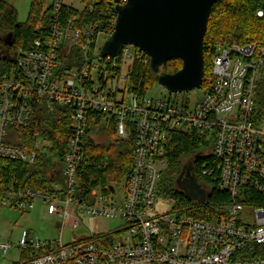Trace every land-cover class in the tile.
Returning a JSON list of instances; mask_svg holds the SVG:
<instances>
[{
  "label": "built area",
  "instance_id": "1",
  "mask_svg": "<svg viewBox=\"0 0 264 264\" xmlns=\"http://www.w3.org/2000/svg\"><path fill=\"white\" fill-rule=\"evenodd\" d=\"M61 4L62 0L51 1L48 21L37 25L33 44L11 55L15 67L0 73L1 159L33 164L51 145L41 138L23 143L22 134L34 113L43 103L48 108L72 107L62 180L53 179L50 191L17 183L0 188L2 206L27 212L36 201L44 203L57 220L59 237L39 239L24 231L17 244L0 242V251H20V259L12 264H264V119L255 113L264 38L219 45L211 57L206 92L194 105L153 99L129 92L123 71L119 78L114 71L109 77L104 71L90 78L93 82L87 86L89 71L97 68L94 63L92 69L84 66L58 75L61 51L81 46V38L85 48L92 34V25L63 24ZM257 15L263 16V10ZM121 53L123 64L133 56L129 45ZM113 58H100L98 68ZM144 61L149 63L147 55ZM89 110L112 118L120 139L133 137L132 164L121 196L116 195V186L88 190L78 180ZM187 129L212 137V161L201 168L203 179L191 170L205 200L189 199L184 205L162 192L160 180L167 166L169 135ZM213 182L227 194L224 202H209ZM199 207L213 219L196 217ZM82 216L90 219L89 234L63 242L62 233L79 227ZM96 219L120 223L104 230L96 228Z\"/></svg>",
  "mask_w": 264,
  "mask_h": 264
},
{
  "label": "trees",
  "instance_id": "2",
  "mask_svg": "<svg viewBox=\"0 0 264 264\" xmlns=\"http://www.w3.org/2000/svg\"><path fill=\"white\" fill-rule=\"evenodd\" d=\"M49 1L52 0H30L27 19L25 22H20L17 10L5 0H0V47L9 52L5 56L0 52V73L9 72L15 67L11 55L15 56L19 48L27 50L33 44L37 36V25L46 24L48 21L51 8ZM114 5L113 0H62L61 22L72 27L92 25V34L85 48H82L84 38H81V46L73 45L69 51H61L57 72L59 76L74 68L80 70L88 66L92 69L93 59L98 57L96 37L99 34L107 37L113 30L112 22L116 17ZM260 9L263 10L261 17L257 15ZM69 20L71 23L68 24ZM8 32H12L14 38L11 47L2 42V36ZM263 38L264 0H217L212 5L203 38L204 76L201 84L207 86L210 82L211 57L216 53L219 45L259 42ZM145 58L146 55L142 51L134 50L125 72L129 92L139 96H146L147 86L156 77V73L150 70L149 63L144 61ZM113 61L116 62L115 66L112 64ZM122 67L121 53L111 59L105 68L97 66L96 76L107 71L109 77L114 71L116 77L119 78ZM180 67L181 60L173 58L165 62L161 70L173 73ZM209 68L210 73L208 74ZM90 78L92 74L89 71L87 86L93 82ZM71 112L72 107L65 104H55L48 108L43 103L37 109L22 134L23 143L31 144L36 138H41L49 141L51 145L33 164L0 158V188L17 183L21 187L34 186L40 190L50 191L49 184L53 179H59L62 171L61 160L66 152L70 136ZM255 113L256 117L264 119V66L255 95ZM87 117L83 157L78 165V180L88 190L94 187L106 189L109 186H118L123 180L125 181L132 164L133 137L126 140L117 137L113 119L102 112L89 110ZM92 134L98 135L101 141H94ZM211 142L212 137L195 130H173L171 132L165 152L167 166L160 180V186L165 195L177 199L180 204H190V200L177 188L176 179L180 175L183 159L187 156H190L192 173L199 180L203 179L199 176L201 168L207 161H212L209 153ZM226 199L227 194L217 190L213 182L209 202L216 204ZM205 211L204 207H199L196 217L212 220L213 217L205 215Z\"/></svg>",
  "mask_w": 264,
  "mask_h": 264
},
{
  "label": "water",
  "instance_id": "3",
  "mask_svg": "<svg viewBox=\"0 0 264 264\" xmlns=\"http://www.w3.org/2000/svg\"><path fill=\"white\" fill-rule=\"evenodd\" d=\"M120 1L113 0L114 27L99 46L98 57H117L124 46L132 45L148 56L150 70L168 91L188 92L199 87L204 76L203 38L217 0ZM2 42L11 47L12 32L4 34ZM173 58L181 60V67L173 73L162 71L161 66ZM176 184L188 199L205 200L203 189L190 174L179 175Z\"/></svg>",
  "mask_w": 264,
  "mask_h": 264
},
{
  "label": "rangeland",
  "instance_id": "4",
  "mask_svg": "<svg viewBox=\"0 0 264 264\" xmlns=\"http://www.w3.org/2000/svg\"><path fill=\"white\" fill-rule=\"evenodd\" d=\"M11 6H13L18 13V19L20 22H25L28 16L30 8V0H5ZM51 1H49L50 3ZM105 37L100 35L97 40L98 46H100ZM131 51L136 50L135 46L129 45ZM98 55V53H97ZM131 59H125L123 64V73L127 71V66L129 65ZM208 62L209 59H208ZM93 63L97 66L102 65V60L99 57L93 59ZM210 73V68L208 69V74ZM97 75L96 69H92V77L95 78ZM208 77V75H207ZM70 79V76H67ZM122 83H119V87ZM206 86L200 85L199 87L188 91V92H177L172 93L168 91L165 87L157 82L156 77L151 81V83L146 88V96L153 99H168L175 102H185L189 105H194L199 102L206 92ZM119 97V96H118ZM92 138L96 142H100L101 138L98 135H93ZM190 162V156L183 159V163ZM182 163V164H183ZM62 165V164H61ZM59 181L62 180L61 175L58 177ZM124 180L116 186V195L121 196L123 193ZM88 217H81V224L73 232L64 231L62 233L63 242H69L71 240L78 239L81 235H88L89 228ZM120 220L118 219H104L94 221L96 228H101L104 230L112 229L115 227ZM24 231H31L34 236L39 239H57L59 237V229L57 227V220L52 217L48 212L46 205L41 201H36L35 206L32 210L27 212H22L9 205H0V242H9L12 244H17L20 240L22 233ZM20 259V251L17 249H11L8 253L3 254L0 251V264H12Z\"/></svg>",
  "mask_w": 264,
  "mask_h": 264
},
{
  "label": "flooded vegetation",
  "instance_id": "5",
  "mask_svg": "<svg viewBox=\"0 0 264 264\" xmlns=\"http://www.w3.org/2000/svg\"><path fill=\"white\" fill-rule=\"evenodd\" d=\"M0 52H1V55H3V56H5L7 53H9V52H7V50L5 48H1V47H0ZM191 169H192L191 168V162H188V163L184 162L182 164L180 175L183 178V177H185V175L190 174L192 180L194 179L197 181L196 177L191 173ZM176 185H177V188H179L181 191H183V189H181L178 186V184H176Z\"/></svg>",
  "mask_w": 264,
  "mask_h": 264
}]
</instances>
